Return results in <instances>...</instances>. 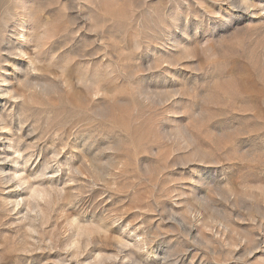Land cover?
Wrapping results in <instances>:
<instances>
[{"label":"rangeland","instance_id":"obj_1","mask_svg":"<svg viewBox=\"0 0 264 264\" xmlns=\"http://www.w3.org/2000/svg\"><path fill=\"white\" fill-rule=\"evenodd\" d=\"M0 264H264V0H0Z\"/></svg>","mask_w":264,"mask_h":264},{"label":"bare ground","instance_id":"obj_2","mask_svg":"<svg viewBox=\"0 0 264 264\" xmlns=\"http://www.w3.org/2000/svg\"><path fill=\"white\" fill-rule=\"evenodd\" d=\"M21 26H22V25H21ZM14 33H15V34L18 33V35L20 34V33L17 32L16 30H14ZM19 36H20V35H19ZM22 37H25V34H24V33H22ZM22 37H21V38H22ZM9 38H10V37H9ZM9 38H8V39H9ZM11 40H12V39H11ZM11 40H10V41H11ZM8 41H9V40H8ZM10 41H9V42H10ZM14 44H15V43H14ZM3 46H4V45H3ZM7 47H8V46H7ZM15 49H16V48H13V47L10 49V46H9V48H6V50H8L9 55H10L11 53H15ZM17 50H20V51L22 52V50L19 49V48H17ZM5 59H6V58H5ZM12 60H13V59H12ZM5 75H6V74H5ZM3 79H4V78H3ZM3 81H6V80H3Z\"/></svg>","mask_w":264,"mask_h":264}]
</instances>
